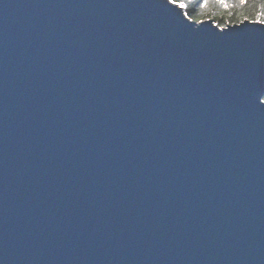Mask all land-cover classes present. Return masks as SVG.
Segmentation results:
<instances>
[{
    "label": "water",
    "instance_id": "95a60500",
    "mask_svg": "<svg viewBox=\"0 0 264 264\" xmlns=\"http://www.w3.org/2000/svg\"><path fill=\"white\" fill-rule=\"evenodd\" d=\"M0 264H264V26L0 0Z\"/></svg>",
    "mask_w": 264,
    "mask_h": 264
},
{
    "label": "trees",
    "instance_id": "16d2710c",
    "mask_svg": "<svg viewBox=\"0 0 264 264\" xmlns=\"http://www.w3.org/2000/svg\"><path fill=\"white\" fill-rule=\"evenodd\" d=\"M203 0H191L184 13L186 16L194 22H202L205 20H211L220 28H225L230 25L239 24L244 21L255 22L257 21V12L259 0H256L255 4L253 0H248L246 7H234L238 0H225L229 5L227 8L218 6L214 0H209V7L206 10H200L199 5Z\"/></svg>",
    "mask_w": 264,
    "mask_h": 264
},
{
    "label": "snow or ice",
    "instance_id": "6c2138e0",
    "mask_svg": "<svg viewBox=\"0 0 264 264\" xmlns=\"http://www.w3.org/2000/svg\"><path fill=\"white\" fill-rule=\"evenodd\" d=\"M214 2L222 7V8H227L229 5L225 2V0H214ZM256 0H253V3L255 4ZM191 3V0H168V4L173 5L176 8L179 9H186L188 4ZM248 4V0H238V3L236 5H232L234 7H246ZM209 7V0H203L202 3H200L199 8L200 10H206ZM258 12H257V21L259 22L262 26H264V0H259L258 4Z\"/></svg>",
    "mask_w": 264,
    "mask_h": 264
},
{
    "label": "bare ground",
    "instance_id": "6f19581e",
    "mask_svg": "<svg viewBox=\"0 0 264 264\" xmlns=\"http://www.w3.org/2000/svg\"><path fill=\"white\" fill-rule=\"evenodd\" d=\"M184 11V10H183Z\"/></svg>",
    "mask_w": 264,
    "mask_h": 264
}]
</instances>
